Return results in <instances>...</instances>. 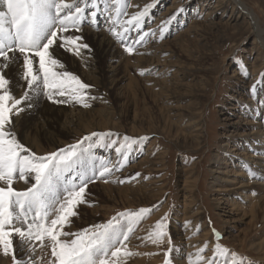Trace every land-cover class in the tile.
<instances>
[{"label": "rangeland", "instance_id": "374dc122", "mask_svg": "<svg viewBox=\"0 0 264 264\" xmlns=\"http://www.w3.org/2000/svg\"><path fill=\"white\" fill-rule=\"evenodd\" d=\"M118 1L98 0V6L95 9H92L89 4V10H96L99 15L93 20L86 14L82 26L91 31H99L101 28L104 33L116 41L119 58L126 57L125 59H128L129 56L130 59L131 56H136L140 46L142 48L150 47L151 36L145 37L144 42L140 44H135V41L140 34L145 32L146 27L155 24L156 18L154 19L150 14L149 19L140 26L142 30L132 28L135 33H130L129 39L132 40L131 44L134 41V51L129 54L125 51L124 45L110 31L112 22L108 27V22L104 21L105 18L102 15L108 17L106 14L111 7L126 8L130 5V0H120L119 3ZM162 1V6H159V9L154 12L155 15L175 3L181 8H176L173 13L183 9L177 18L167 25L163 40L159 39V31L156 33L158 41L166 42L168 45L166 44L167 48H165L176 53V58L171 61L179 69L178 72H176V68L168 67L170 73H166L165 77L171 80L164 82L163 87L155 81L147 80L148 75L138 73V70L131 65L128 67L117 66L111 74V78L107 79L108 75H104L108 71L106 60L105 58L99 59L97 68L101 73V82L97 91L100 95L99 99L103 101L81 108L84 111L85 109L91 111L88 116L79 120L81 128L88 131L81 133L77 130L78 134L76 133L69 140L68 138L66 140L63 134H60L59 138L61 137L60 139L67 143L62 147L66 148L70 144L83 140L85 136H89L93 132L117 134L111 138L118 141L116 146L124 143V136L130 137L129 144L131 146L125 145L126 161H122V157L116 153L115 147L105 146L107 141L101 142L96 137H93L91 141H84L82 145L84 148H88L91 144L90 158L97 162V167L99 160L106 158V150L109 158L104 161L109 162L110 165H116L122 161V166L115 171L116 173L113 172L108 176L107 181L113 178V174H121L126 167V169L129 168V165L133 163L131 156L135 151V146L140 148L142 156L151 153L150 160H153L161 152L165 157L163 170L159 173L150 172L145 181L161 180L160 183L153 185L154 190L151 193L162 191L163 194L152 205L148 206L143 201H139L137 209L125 208L121 203L113 201L114 195H107L106 192L101 191L98 184L105 182L103 179H97L88 186L86 203L78 208L79 216L74 217V223L66 226L65 230L70 227L72 232H77L93 224L106 223L119 212H135L145 207L150 209V212L145 214L139 224L134 226L141 229V242L135 247L127 245L131 251L139 254L112 259L116 260L117 264H182L181 262L189 258H185L186 250L182 249L180 241L177 239L179 236L174 233L176 230H174V226H178L174 218L179 217L184 204L180 196L184 192H188L186 188L183 189L184 182L187 181L186 179L190 180L188 177H196L198 188L189 201L195 205L193 212L198 209L202 213V221L197 225L193 223L187 225L190 229L188 239L197 238L203 233L200 225L205 226L208 234L206 240L201 243L195 242L196 245L192 244L195 258H190L191 261L183 262V264H207L213 259L215 264H264V219L260 216L256 217V225L253 227L248 225V220L245 223L226 225L221 216L222 213L217 210L218 205L214 201L218 197L215 191L223 184L218 181L222 177L216 173L225 172L226 179H228V176L235 170L234 167H240L236 158L231 155L237 154L245 156V158L251 155L252 149L249 145L251 140L248 138L245 142V140L239 141L236 138L237 134L244 133V128H249L244 123L250 121L254 126H259L261 132H264V50L260 47L253 33L251 22L247 18L243 17L234 21L238 11L231 0ZM239 1L253 13L263 29L264 0ZM220 4L225 7L223 12L218 11L212 22H202L203 16L206 18L205 14L208 11H213L217 5L219 8L222 7ZM81 6L84 5L81 4ZM117 22L119 23V21ZM196 22L199 23L196 28L197 32L191 30V32L184 33V30H188ZM119 28L121 27H118L117 30ZM180 35L181 37H179ZM263 36L264 34L262 35L264 39ZM166 58L167 54L163 55L162 61ZM63 61L68 63V58H64ZM6 78L10 81L9 90L11 91L14 80L10 75ZM110 82L112 83L110 84ZM27 91L32 93V90L27 89ZM33 92L46 96L42 85L40 89ZM191 117H199L202 120V138L195 142L191 136L185 138L179 136L176 140V137L173 136L172 125L176 128L181 124L184 126L186 120H190ZM14 130L21 140L15 127ZM31 135V131L27 133L28 138H32ZM140 138L145 139L141 140ZM21 142L24 143L22 140ZM98 146L102 149H97ZM105 147L106 150H104ZM257 147L259 144L255 142L254 149ZM31 149L35 152L33 147ZM44 149L46 150L42 155L50 153V148L46 144H44ZM100 150L101 152H99ZM183 169L186 171H182ZM135 173L136 171L133 172V174ZM68 175L71 176V174ZM139 177L138 175L128 182L131 183L133 179H139ZM22 182L15 180L13 186L15 188L18 186V190H23L26 185ZM124 183L125 181L119 183V187H123ZM19 187L21 188L19 189ZM93 187L95 188L93 189ZM226 202L227 200L223 204ZM223 204L219 206H223ZM165 216H167L164 221L166 238L159 244H153L150 240L143 239ZM240 239L242 242L239 241ZM15 243L17 241L14 240ZM36 245L35 264H43V261L50 264L53 260L50 255V247L41 250L39 242H36ZM217 245L227 249V254L216 252ZM197 248L199 249L197 250ZM0 258L7 259V264H13L11 255L5 257L0 251ZM26 259L28 260V257Z\"/></svg>", "mask_w": 264, "mask_h": 264}, {"label": "snow or ice", "instance_id": "6c2138e0", "mask_svg": "<svg viewBox=\"0 0 264 264\" xmlns=\"http://www.w3.org/2000/svg\"><path fill=\"white\" fill-rule=\"evenodd\" d=\"M0 4L3 5L0 8V58L3 61L0 63V251L5 257L11 255L13 264H35L36 242L41 250L50 247L53 258L50 264H117L112 258L138 255L127 245L136 231L134 226L150 212L148 208L119 212L106 223L77 232H72L70 227L65 230L74 223L73 218L79 216V206L86 203L89 184L97 179L107 182L108 176L127 160L125 145L131 146V138L124 136V143L116 146L118 141L111 138L117 134L93 132L66 148L38 155L17 137L12 119L13 115L25 111L24 105L30 95L25 91L21 98H16L9 90L7 70L14 64L19 65L21 60V79L28 90L35 91L42 85L48 100L60 104L68 103L70 96L76 103L89 107L88 99H96L88 95L92 86L66 69V62L59 58L58 50L76 56L82 49L90 50L83 36L75 33L81 31L86 14L93 20L99 15L88 8L89 4L92 9L97 8L98 0H84L83 7L78 0L72 3L66 0H0ZM152 7L148 4L131 15L125 22L127 26L121 25L124 33L133 27L139 29ZM182 11L178 10L162 22L158 29L159 39L165 38L167 25ZM110 31L124 41V33L115 31L112 24ZM148 36L155 37L156 31L143 32L135 44L142 43ZM124 48L131 54L134 44L125 43ZM34 65L38 67L34 69ZM93 137L107 141L105 146L109 148L115 147L122 161L110 165L100 159L97 167V162L90 158L91 144L88 148L82 147L84 141H91ZM15 180L23 181L26 187L16 189ZM166 219L167 216L158 221L143 239L153 244L162 242L167 236ZM14 240L17 243L14 244ZM17 251L25 253L28 260L18 258ZM215 251L228 252L219 245ZM207 264H215L214 259Z\"/></svg>", "mask_w": 264, "mask_h": 264}, {"label": "bare ground", "instance_id": "6f19581e", "mask_svg": "<svg viewBox=\"0 0 264 264\" xmlns=\"http://www.w3.org/2000/svg\"><path fill=\"white\" fill-rule=\"evenodd\" d=\"M78 1L84 5V0H78ZM231 1L235 9L238 11V15L235 17L234 21H238L243 17L247 18L251 22L253 33L260 47L264 50V39L262 38V35L264 34V28L263 29L261 28L259 22L256 20L253 13H251L239 0H231ZM66 2L72 3L73 1L66 0ZM129 2L130 5L127 6L126 8L124 7L118 8L116 6H114L113 8L111 7L106 14L108 17H110V20L108 19V17L102 14L103 18H105L104 21L106 20V22H108L107 23L108 27L109 24L112 22V24L115 25L114 26L115 31L124 33V28L121 27V25H124L126 27L127 25L125 22L128 19H130L131 15L135 14L138 11L143 10L146 5L152 4L153 7L149 9V14L147 17L144 18V21L146 22L149 19V15L152 14L153 18L154 19L156 18L154 20L155 24L146 27L145 31L157 30L156 33H158V29L161 27L162 22L166 21L173 14L176 8L178 7L181 8L178 4L175 3L172 4L171 6L165 7V9H163L157 15H155L154 12L159 9V6H162V2H163L162 0H130ZM221 6L222 7L220 8L219 5L215 6V9L211 8L213 9V11H208V13L205 14L206 18L203 16L202 22L205 23L209 21L212 22L213 18L216 17L218 11L223 12L222 10L225 9L223 4ZM2 7L3 5L0 4V8ZM117 21H119V23ZM194 24L195 25L189 27L188 30H184L185 31L184 33L191 32V30L197 32L198 29L196 30V28L197 25H199V23L196 22ZM118 27L121 28L117 30ZM132 32L133 30L131 28L128 32L124 33L123 42H121V40H119L117 37L116 38L120 41L122 45H124L125 43L131 44L132 40L129 39V35ZM75 34L83 36V42L88 43L90 45V50L82 49L81 54L79 56L63 52V50H58V54H59V58L62 61L64 58L66 57L68 58V63H66L65 65L67 70L72 71L74 74L78 75L79 78L84 83H87L92 86L88 90V95L90 97H96V99H88V103L90 106H92L93 104H99L100 102L103 101L99 99L100 95L97 91V89H99L100 87L99 84L101 82L100 81L101 73L97 68L98 60L101 58H105L106 64L108 66V71L106 72L104 71L105 72L104 75L105 74L108 75L107 79L111 78L112 76L111 74L113 73L114 69L117 66L128 67L131 65L132 67H135L138 70V73L140 74L144 73V75H148L149 77L147 80L155 81L161 87H163L164 82H168L171 80L165 77L166 73L168 72L170 73V69H168V67L173 69L176 68V66L171 61L172 59L176 58L177 56L176 53L172 50L168 51L166 49L167 43L159 42L157 35L155 37L151 36V43L149 45L150 47L142 48V46H140V49L139 51L137 50L135 57L131 56L132 58L129 59L128 56V59H125L126 57L122 59L119 58L120 56H118L117 54L118 46L116 44V41H114L111 37H109L106 33H104L101 30V28L99 31H91L89 30V28L83 27L81 25V31L76 32ZM149 37L150 36H148L147 38ZM179 37H181V35ZM132 43L134 44V41ZM165 54H167V58L164 61H162V56ZM2 62H3L2 58H0V63ZM21 65H22V60L20 61L19 65L14 64L10 67V69L7 70V76L9 75L12 76L14 80L13 81L14 85L10 92L16 98H21L24 95L25 91H27V84L23 79H21V75L23 72V68ZM36 67H38V65H34V68ZM178 70L179 69H177L176 72H178ZM111 83L112 82H110V84ZM37 93L32 91V93L29 95L28 101L24 105L25 111L21 112L18 116L13 115L12 119L14 121V127L16 128V131H18L17 133H19L21 140L25 144L29 145L31 148L33 147V149H35V152L38 155H42L45 153L46 149H44V144H46L47 147L50 148L49 149L50 152H53L65 146L67 143L62 141L60 139L61 137L59 138L60 134H63L66 137V140L67 138L69 140L76 135L77 130L80 131L81 133H86L88 131L84 128H81V124L79 120L84 118L86 115L88 116L89 115L88 113L91 110L85 109L86 107L84 108L85 111L81 110V108H83L84 106H82V104L76 103L74 100L71 99L70 96L67 97L68 103L60 104V103H53L52 101L48 100L47 95L44 96ZM192 116L194 115L192 114ZM244 124L249 128H244L243 129L244 133L237 134L236 138L239 141L245 140V142L246 139L248 138L249 140H251L249 142L250 149H252L251 155H248V158H245V156L243 157L237 154L231 155L234 158H236L237 163L239 164L240 167L236 168L237 166L235 167L233 166L235 170L232 171V174L230 176H228V179H226L225 172L216 173L218 174V176L222 177L219 178L218 181L223 184L220 186L219 189L215 191L217 193L216 195L219 198L218 197L217 199L215 198L216 200L214 201L216 202L215 204L218 205L217 210L222 213L221 216L224 219L226 225L245 223V221L248 220L247 221L248 225L253 227L256 225V217L260 216V218L264 219V132H261L259 126H254L250 121ZM172 128H174L173 136L176 137V140L179 138V136H183L184 138L191 136L193 139H195L196 142L198 139L202 138L203 135V122L201 119H199V117H191L190 120L189 119L186 120L184 126H182L181 124L178 128H176L172 125ZM30 131L32 132L31 135L32 138H28L27 136V133H29ZM251 137H253V139H251ZM255 142L259 144V147H257L256 149H254ZM97 149H102V148L98 146ZM104 150H106V147ZM99 152H101V150ZM140 154H141L140 148L138 146H135V151L131 156L133 159L132 161L133 163L130 162L131 166L129 165L128 169H126L127 168L126 167L124 169L125 171L122 172L121 174L118 175L113 174L114 175L113 178L105 182L104 184H98V187L101 189V191H103V193L106 192L107 195H114L113 201L121 203L125 208L137 209L139 205V201L140 202L143 201V203L148 206L152 205L153 202L159 200L163 194L161 191L162 189L161 186H160L161 192L151 193L154 190L153 185L160 183L161 180L155 179V181L146 182L145 179H147L146 177L147 175L150 174V172L159 173L163 170L162 168H163V164L165 163V157L160 152L155 156L153 160H150L151 153H147V154L143 153L144 154L143 156ZM107 155H108V151L106 150L105 157L109 158V156ZM138 155L140 156L137 157ZM106 158H104L103 160H106ZM134 171H136L135 174H133ZM182 171H186V169H183ZM211 172L213 173L215 171H211ZM137 173L140 176L139 179L135 178L132 180L131 183H129L128 182L129 180L138 176ZM188 178L190 180L186 179L187 181H185L183 184V189L186 188L188 192H184V194L180 196L184 204L180 210L179 217L174 218L175 222L178 223V226L177 225L174 226L175 227L174 230L176 229L174 233L179 236L177 237V239L180 241L182 249L186 250L185 255L186 254L187 255L185 256V258L187 259L189 258L188 260H184V259H183L184 261L181 260L183 262L191 261L192 258H195V254L192 252L193 249L192 244L196 245L195 242L201 243L202 241L206 240V236L208 234V230L206 231L205 226L200 225L201 228L203 229L202 230L203 233L200 234V236L197 238L191 240L188 239V236L190 234V229L189 227H187V225L192 223L194 225H197L202 221V213L198 209H196V212L195 211L193 212V210L195 209V205L189 201L191 200L192 196H194L193 195L194 191H196L198 188V179L196 177L195 178L188 177ZM119 180L125 181L123 187H119L118 185L120 183ZM20 188L21 187H19V189ZM94 188L95 187H93V189ZM226 200L227 202L223 204V202H225ZM222 204L223 206H219ZM151 220L153 219L151 218L150 221ZM135 229L136 231L132 236L131 241L128 243L129 245L134 247L137 244H139L142 239V234H140L141 229L140 228L138 229L135 228ZM239 241L242 242L241 239ZM198 249L199 248H197V250ZM17 256L18 258L22 257L25 260H27L26 259L27 256L23 252L17 251ZM134 261L136 262V260ZM43 262H44L43 264H47V262L46 263L45 261ZM183 262L181 263L183 264ZM7 263H8L7 259L3 260L0 258V264H7ZM137 263H139V260H137Z\"/></svg>", "mask_w": 264, "mask_h": 264}]
</instances>
